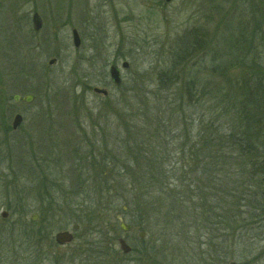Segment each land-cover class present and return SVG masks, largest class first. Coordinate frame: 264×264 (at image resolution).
I'll return each instance as SVG.
<instances>
[{"label": "rangeland", "instance_id": "1", "mask_svg": "<svg viewBox=\"0 0 264 264\" xmlns=\"http://www.w3.org/2000/svg\"><path fill=\"white\" fill-rule=\"evenodd\" d=\"M263 13V0H0V264H264V177L249 180L258 189L232 191L230 202L207 189L204 207L194 173L190 196L174 206L164 189L147 195L137 180L131 190H120L128 179L119 183L145 152L178 167L193 142L209 139L218 111L211 114L214 92L202 88L224 85L231 105L247 70L218 77L210 51L252 26L263 40L251 53L264 68ZM110 64L119 67V85ZM186 76L198 89L192 99L181 88ZM25 94L33 100H13ZM222 112L221 120L230 114ZM15 113L22 122L12 130ZM122 207L135 227L126 234L129 254L116 240ZM73 224L74 239L57 245L54 234ZM30 229L38 240H29Z\"/></svg>", "mask_w": 264, "mask_h": 264}, {"label": "trees", "instance_id": "2", "mask_svg": "<svg viewBox=\"0 0 264 264\" xmlns=\"http://www.w3.org/2000/svg\"><path fill=\"white\" fill-rule=\"evenodd\" d=\"M259 36L257 37L254 27L243 25L239 29V33L232 39L222 38L220 49L210 51V70L218 77L232 69H242L243 66H246L247 70H245L246 76H243L242 81L236 87L237 98L233 96L227 99V101H234L231 105L223 102L226 95H231L228 94L224 85L220 84V86H213L210 89L202 88L206 94L214 92L213 101L215 104L212 103L211 114L218 111L215 121L212 119L210 123V127L215 131L212 132L209 139L203 143L193 142V146L186 150L189 153L188 156L186 155L189 160L186 164L182 162V165L178 167H168L165 159L155 162L156 158H160L159 154L151 156L150 152L143 153V159L148 157L146 160H142L141 165L135 164L132 167L134 173L130 174L129 170L127 176L119 175L120 184L126 179L130 181L129 184L122 185L120 190L125 191L128 187L131 190V186L134 189V181L137 180V183L142 184V188L145 189L142 192L144 194H152L151 191H154L155 187L168 191L165 193L166 198L163 197V199H169V203L174 206L177 205V199L180 200L179 203H184L183 197L190 196L192 189L190 175L194 173L197 183H199L200 206L204 207L206 199L204 195L207 194V189L215 190L214 192L219 191L223 197H226V201L230 202L234 198L232 195L234 191H251L260 187L261 182L259 184L250 183L257 176L264 177V68L257 67L256 60L251 53L252 49H256V40L258 38L263 40L262 36ZM194 42L199 44L198 41ZM192 46V44L186 45V49L181 48L180 52L187 51ZM179 56L180 53L176 55V58ZM186 79L181 88L186 97L192 99L194 95L199 94L198 89L195 87L194 77L186 76ZM159 80L161 81V78ZM173 81L177 82V79H173ZM220 93L223 97L220 96ZM222 111H227L230 114L226 115V119L221 120ZM183 149L184 147H181L179 152H183ZM110 161L111 159L104 160L106 164H109ZM123 165L127 167V160ZM234 166L239 168L237 173L232 171ZM125 167L121 170L124 171ZM220 174L222 178L217 179L216 177L221 176ZM112 177L118 181L117 175H112ZM220 179H222L221 184L217 185L216 180ZM120 184L118 185L120 186ZM260 194H264V192L261 191ZM261 197L264 198V196ZM222 206L226 207V203ZM227 210L223 211V219L230 223L232 218L227 216ZM201 212L204 213L203 210ZM259 215L261 214L259 213ZM33 233L35 239L38 240L37 231L35 230ZM28 237L32 239L31 232Z\"/></svg>", "mask_w": 264, "mask_h": 264}, {"label": "water", "instance_id": "3", "mask_svg": "<svg viewBox=\"0 0 264 264\" xmlns=\"http://www.w3.org/2000/svg\"><path fill=\"white\" fill-rule=\"evenodd\" d=\"M170 0H164L165 3L169 2ZM31 22H32V27L35 30H39L41 28L42 22H41V18L39 16V14L37 12H33L32 16H31ZM71 35H72V43L73 46L75 48L79 47L80 45V37L78 32L76 31V29H72L71 30ZM55 61V59H51L49 60V64H52ZM121 68L125 69L127 68L128 64L127 62H122L121 63ZM108 76L109 79L111 80V82L114 85H119L121 82V76H120V70L119 67L116 64H110L108 67ZM93 92L101 94V95H106L107 94V90L104 88H99V87H93L92 88ZM19 95H14L13 96V100L14 101H18L19 100ZM33 96L28 94L26 96L23 97V100L25 102H30L32 100ZM22 121V116L17 113L13 116V120L11 123V128L12 129H16L20 123ZM6 212H1L2 216H5ZM36 216H33V219ZM78 226L76 224H74L72 226L73 229H76ZM119 227L121 228V230L123 231H127L130 226L128 224H125L123 221L119 222ZM143 232H140V237L143 236ZM73 240V234L71 232H69L68 230H62V231H58L54 234V241L59 244V245H63L65 243L71 242ZM118 244H119V248L123 253H129L130 252V246L123 240V239H118ZM230 264H235L233 262H231Z\"/></svg>", "mask_w": 264, "mask_h": 264}, {"label": "flooded vegetation", "instance_id": "4", "mask_svg": "<svg viewBox=\"0 0 264 264\" xmlns=\"http://www.w3.org/2000/svg\"><path fill=\"white\" fill-rule=\"evenodd\" d=\"M120 76H121V75H120ZM26 95H28V94H25L24 96H26ZM30 95H31V94H30ZM24 96L21 97V96L19 95V97H20L19 100L21 99L22 101H24V100H23V97H24ZM32 96H33V95H32ZM33 98H34V96H33ZM33 98H32V100H33ZM19 100H18V101H19ZM32 100H31V101H32ZM31 101H30V102H31ZM24 102H25V101H24ZM15 114H17V113H15ZM15 114H14V115H15ZM21 122H22V121H21ZM20 124H21V123H20ZM18 128H19V127H17L16 129H12V128H11V129H12V130H17ZM47 174L49 175V173H47ZM41 175H42V174H39V176H38V177H34V179H37V181L42 180V179H43V176H41ZM48 175H46V176H48ZM40 176H41V177H40ZM44 176H45V174H44ZM48 177H49V176H48ZM45 180H46V179H45ZM16 208H17V207H16ZM125 209H126V207H122V208H121V212H117V213H115V216H114V218H115L114 220L116 221V225H117L118 229H119V230L121 231V233H122V235H119V236L117 237V239H116V240H117V243H118V239H120V238L123 239L126 243H128V242H127V239H126V234H130V233H132V232L134 231V229H135L134 225L129 224V223H127V222L125 221L124 214H123V212H125ZM16 210H17L16 212H19V213H21V214H28V213L30 212L29 210L27 211V209H26L25 207H23V206H22V207H19V206H18V208H17ZM2 212H3V211H2ZM34 215L37 216L36 213H33L32 216H31V220H34V222H35V219H33V216H34ZM120 221H123L125 224H128V225L130 226V228H129L127 231H123V230H121V228L119 227V222H120ZM73 225H74V224H73ZM73 225H72V226H73ZM76 225H77V224H76ZM111 225H112V224H111ZM77 226H78V225H77ZM78 227H79V226H78ZM78 227H77L76 229H73V228H72L73 232H71V231L68 230L69 232H71V233L73 234V239H74V236H75V232L78 230ZM66 230H67V229H66ZM33 231H34V230L31 231V229H30V230L28 231V234H30V232H31V237L34 238V240H35V236H34ZM61 231H62V230H61ZM139 234H140V232H138V236H140ZM29 240H30V239H29ZM30 241H31V240H30ZM31 243H34V241L31 242ZM56 244H57V243H56ZM57 245H59V244H57ZM130 252H131V249H130ZM130 252H129V253H130ZM129 253H124V254H129ZM50 264H53V263H50Z\"/></svg>", "mask_w": 264, "mask_h": 264}]
</instances>
